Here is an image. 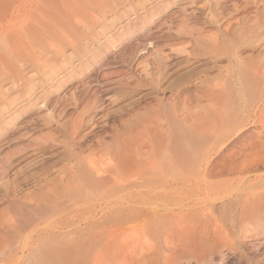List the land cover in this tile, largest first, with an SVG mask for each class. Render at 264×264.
I'll return each mask as SVG.
<instances>
[{
    "label": "rangeland",
    "instance_id": "obj_1",
    "mask_svg": "<svg viewBox=\"0 0 264 264\" xmlns=\"http://www.w3.org/2000/svg\"><path fill=\"white\" fill-rule=\"evenodd\" d=\"M87 1L0 0V264H92L114 230L156 264H264V223L222 246L208 207L264 151L263 5Z\"/></svg>",
    "mask_w": 264,
    "mask_h": 264
},
{
    "label": "bare ground",
    "instance_id": "obj_2",
    "mask_svg": "<svg viewBox=\"0 0 264 264\" xmlns=\"http://www.w3.org/2000/svg\"><path fill=\"white\" fill-rule=\"evenodd\" d=\"M244 1L246 3H249V0H244ZM245 2L244 4H246ZM252 2L253 5L256 4L255 6H257V4H261L263 5L262 7H264V0H252ZM83 3H84L83 4V8H84L85 1ZM80 5L82 4L80 3ZM17 28L18 29L17 30L15 29V32L19 30L18 26ZM19 32H17V34ZM3 36L5 37V35ZM205 164H207V161H205ZM211 180L214 184H218L219 182H221L222 184L226 183L228 187L224 189V194L222 195L221 198H215L214 199L215 202H213L208 206L211 209V211L215 210L218 204L224 203L222 204L224 205L223 208L226 207L225 209L226 213L223 214L221 218L214 216H211L210 218L212 222V225L211 223L210 225L213 227L212 233L214 239L219 240L222 246H227V247L232 246L234 247V249H237L243 243L242 242L243 233H244L243 231L246 230L248 224L250 223L255 224L256 227L259 225L258 223L260 222L264 223V218H262V216H264V151H261V149L260 150L240 149L236 151H231L227 156V162L224 163V165L221 168L217 169L216 167L215 169H213L211 174ZM219 201L221 202L219 203ZM184 213L185 212L183 213L181 212L182 215ZM156 214L157 212H145L144 213L145 216L143 215V217L144 219L148 218L149 220H151L150 218L154 217ZM140 229L138 230V233L139 232L141 233ZM252 230L254 231L255 229H251L250 230L251 233L253 232ZM122 233L115 230L111 231V233L109 234L110 236L108 235L109 236L108 238L110 239L107 240L108 233L106 234L103 232V235H106L105 237L106 243H104L103 241V244L100 245L101 247L99 248L98 253L96 254H94L95 252L93 253L94 257L91 263L92 264H153L154 262V264H156L158 260H161V256L162 253L164 252V249L157 248L158 244L155 247L154 245H156V243L154 244V242H152L154 244L153 245L152 243H150L151 241L149 242L145 240V242L138 241L139 243L137 244L133 243L131 245L130 243L124 241L125 238H123V236L124 237L127 236V233L129 232H127L126 235L125 234L122 235ZM121 235H122L121 237L122 244H119L117 243L118 240L116 241V239ZM77 236L78 235L73 236V234H69V237H67L66 241L68 243L73 244L74 239L77 238ZM63 256H66V254H64ZM65 260H70V259L66 258ZM50 263L56 264V257L52 256Z\"/></svg>",
    "mask_w": 264,
    "mask_h": 264
}]
</instances>
